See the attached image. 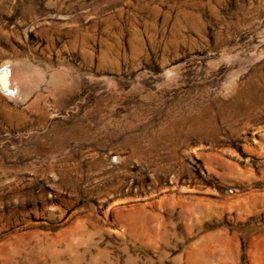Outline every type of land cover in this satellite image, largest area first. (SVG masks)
Here are the masks:
<instances>
[{"label":"rangeland","instance_id":"374dc122","mask_svg":"<svg viewBox=\"0 0 264 264\" xmlns=\"http://www.w3.org/2000/svg\"><path fill=\"white\" fill-rule=\"evenodd\" d=\"M0 264H264V0H0Z\"/></svg>","mask_w":264,"mask_h":264},{"label":"bare ground","instance_id":"6f19581e","mask_svg":"<svg viewBox=\"0 0 264 264\" xmlns=\"http://www.w3.org/2000/svg\"><path fill=\"white\" fill-rule=\"evenodd\" d=\"M13 76L14 75L12 73H10L9 75V72L7 69L0 70V87L3 90L12 89L11 82H13L12 81Z\"/></svg>","mask_w":264,"mask_h":264}]
</instances>
